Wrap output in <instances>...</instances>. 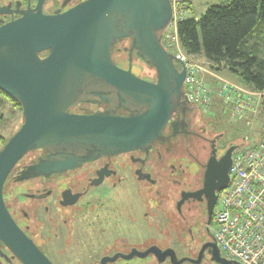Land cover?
Here are the masks:
<instances>
[{
    "label": "water",
    "instance_id": "water-1",
    "mask_svg": "<svg viewBox=\"0 0 264 264\" xmlns=\"http://www.w3.org/2000/svg\"><path fill=\"white\" fill-rule=\"evenodd\" d=\"M44 1L0 26V92L22 111L19 129L0 149V241L22 264H52L18 229L3 200L7 178L27 154L43 156L24 166L18 181L61 174L103 156L147 151L163 139L171 118L181 116L184 124L191 110L183 90L185 66L163 45L173 20L170 0H83L52 14L43 13ZM124 41L126 70L112 57ZM132 57L154 69L155 82L133 74ZM85 104L102 109L70 112ZM239 148L230 144L218 160L211 151L203 180L213 197L208 224L214 195L228 187ZM155 249L172 264H200L204 251L215 264H239L221 257L213 237L195 259Z\"/></svg>",
    "mask_w": 264,
    "mask_h": 264
},
{
    "label": "flooded vegetation",
    "instance_id": "flooded-vegetation-1",
    "mask_svg": "<svg viewBox=\"0 0 264 264\" xmlns=\"http://www.w3.org/2000/svg\"><path fill=\"white\" fill-rule=\"evenodd\" d=\"M45 1V14L71 8V0H64V7L46 13ZM35 6L36 0H0V26ZM128 65L119 67L126 70ZM190 107L186 122L181 123V116L171 118L163 139L153 141L147 151L103 156L61 174L18 181L21 169L43 156L29 153L35 158L12 171L6 180L10 191L6 196L3 191L11 219L52 264H172L155 248L173 250L177 259L197 258L213 237L219 195H214L208 224L207 205L213 197L204 190L205 167L212 149L218 160L228 146L220 148L223 135H213L196 113L200 108ZM98 109L102 107L85 104L70 112ZM181 250L185 253L179 256ZM0 264H22L1 241ZM200 264L215 263L204 251Z\"/></svg>",
    "mask_w": 264,
    "mask_h": 264
},
{
    "label": "built area",
    "instance_id": "built-area-1",
    "mask_svg": "<svg viewBox=\"0 0 264 264\" xmlns=\"http://www.w3.org/2000/svg\"><path fill=\"white\" fill-rule=\"evenodd\" d=\"M173 20L163 34L164 47L184 64L185 97L192 106L207 109L215 96L232 119L264 114V91L221 79L188 57L178 41V21L191 17L187 0H170ZM210 81H216L212 87ZM213 238L221 257L239 264H264V138L251 150L234 154L230 183L218 195Z\"/></svg>",
    "mask_w": 264,
    "mask_h": 264
},
{
    "label": "trees",
    "instance_id": "trees-1",
    "mask_svg": "<svg viewBox=\"0 0 264 264\" xmlns=\"http://www.w3.org/2000/svg\"><path fill=\"white\" fill-rule=\"evenodd\" d=\"M176 33L188 57L204 59L213 72L227 69L249 89L264 91V60L258 57L264 46V0H223L208 7L199 20L191 16L178 21ZM0 95V105L9 102L22 112L18 103ZM0 143L3 147L6 142L0 138Z\"/></svg>",
    "mask_w": 264,
    "mask_h": 264
},
{
    "label": "rangeland",
    "instance_id": "rangeland-1",
    "mask_svg": "<svg viewBox=\"0 0 264 264\" xmlns=\"http://www.w3.org/2000/svg\"><path fill=\"white\" fill-rule=\"evenodd\" d=\"M64 0H46L44 11L46 13L52 12L55 6H60ZM79 0H71L68 7L74 6ZM192 6V16L195 20H199L205 13L206 9L212 5H220L223 0H189ZM164 45V44H163ZM129 43L124 41L116 47L113 51L112 57L114 62L120 66L126 68L128 65L127 53L124 52V48H128ZM259 59L264 60V46L261 47L258 53ZM197 65L201 66L202 69L210 70L208 63L202 58H193ZM132 69L135 74L141 78H156L155 71L153 68L146 66L138 59H132ZM213 72V71H212ZM217 75L226 81L238 83L240 86L243 85L241 80L227 69H222L215 72ZM215 87L216 81H210ZM3 96L0 95V99ZM213 104L207 109H199L196 113H199V117H202L203 122H206L210 127L213 128V135L222 134L223 138L219 141L220 148L224 149L230 144L239 145L240 148L235 154L244 152L246 150L254 149L259 142L264 138V114L259 111L257 114H252L247 118L242 117L241 119H232L230 113L226 112L223 104L214 96L212 98ZM0 113L3 115V120L0 122V138L5 142L19 129L22 123V112L19 113L12 108L9 102H4L0 105ZM0 149L1 143H0ZM222 152V151H221ZM31 154L27 155L16 169H19L23 164L28 163L31 159H34ZM10 183L4 188V196L10 191ZM216 225L212 227L214 232ZM187 252V251H186ZM185 253L184 250L178 252L181 256ZM189 255V254H188Z\"/></svg>",
    "mask_w": 264,
    "mask_h": 264
},
{
    "label": "crops",
    "instance_id": "crops-1",
    "mask_svg": "<svg viewBox=\"0 0 264 264\" xmlns=\"http://www.w3.org/2000/svg\"><path fill=\"white\" fill-rule=\"evenodd\" d=\"M188 1V3H189V5H190V7H191V16H192V6H191V3H190V1L189 0H187ZM193 17V16H192ZM215 73V72H214ZM216 75H217V73H215ZM218 76V75H217ZM233 83H235V82H233ZM236 84H238V83H236Z\"/></svg>",
    "mask_w": 264,
    "mask_h": 264
}]
</instances>
